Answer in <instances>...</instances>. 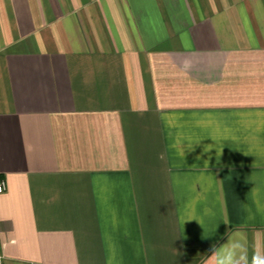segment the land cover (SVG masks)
I'll list each match as a JSON object with an SVG mask.
<instances>
[{"label": "crops", "instance_id": "0c3cea01", "mask_svg": "<svg viewBox=\"0 0 264 264\" xmlns=\"http://www.w3.org/2000/svg\"><path fill=\"white\" fill-rule=\"evenodd\" d=\"M0 178V264L264 247V0H0Z\"/></svg>", "mask_w": 264, "mask_h": 264}, {"label": "clouds", "instance_id": "9594fccd", "mask_svg": "<svg viewBox=\"0 0 264 264\" xmlns=\"http://www.w3.org/2000/svg\"><path fill=\"white\" fill-rule=\"evenodd\" d=\"M209 256L211 264H264V247L253 249L249 254L246 234L236 231L227 235L225 242L213 245Z\"/></svg>", "mask_w": 264, "mask_h": 264}, {"label": "built area", "instance_id": "2783aa9c", "mask_svg": "<svg viewBox=\"0 0 264 264\" xmlns=\"http://www.w3.org/2000/svg\"><path fill=\"white\" fill-rule=\"evenodd\" d=\"M6 181L5 179L0 178V193L4 192L6 190Z\"/></svg>", "mask_w": 264, "mask_h": 264}]
</instances>
